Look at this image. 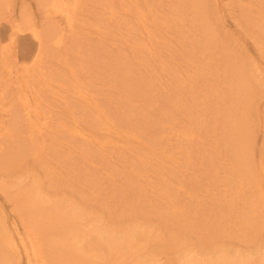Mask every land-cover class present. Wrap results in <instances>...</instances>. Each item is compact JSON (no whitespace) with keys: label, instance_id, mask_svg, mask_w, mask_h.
<instances>
[{"label":"rangeland","instance_id":"374dc122","mask_svg":"<svg viewBox=\"0 0 264 264\" xmlns=\"http://www.w3.org/2000/svg\"><path fill=\"white\" fill-rule=\"evenodd\" d=\"M37 1H5L0 19V49L23 65L34 64L37 41L17 23L25 12L42 29ZM82 1L68 50L50 51L43 78L6 77L0 133L17 138L4 140L11 154L0 162L9 220L45 213L56 231L84 235L94 255L129 237L132 254L163 264H264V214L250 218L255 194L241 191L264 170V0ZM26 90L52 107L42 156L16 112Z\"/></svg>","mask_w":264,"mask_h":264},{"label":"bare ground","instance_id":"6f19581e","mask_svg":"<svg viewBox=\"0 0 264 264\" xmlns=\"http://www.w3.org/2000/svg\"><path fill=\"white\" fill-rule=\"evenodd\" d=\"M5 1L7 5L9 4L8 0H0V19L3 18L4 14L2 12ZM40 7L45 8L43 10V27L40 29L35 22L28 18V14L25 12L22 13V26L18 22L17 27L19 32L26 33L30 32L33 35V38L37 41V48L33 58L34 64L31 66L20 64L17 59V54L12 53L11 51L4 52L6 47L3 46V49H0V99L4 97L5 91L7 90V84L5 83L6 77H17L18 79L27 80L30 82L35 76L39 75L43 78L45 73V63L48 61V56L52 49H62L65 47L67 49V40L71 34L77 32L75 23V10L78 8H83L85 2L82 0H38L37 1ZM135 5L139 3L136 1L133 2ZM110 4L102 6L100 11L103 13L108 12ZM10 8V4L7 7ZM93 8V7H92ZM92 8H87V12H90ZM138 13L141 14L143 9L140 6L136 7ZM112 12V10H109ZM10 14V13H9ZM74 15V17L72 16ZM58 17L68 21L66 27H59V23L55 21ZM145 18V17H144ZM53 19V20H52ZM141 19V23L148 30L145 19ZM17 21L16 19L13 20ZM51 21H55L50 23ZM12 24V29H13ZM95 29L91 30L92 34H97ZM13 36V37H12ZM11 40L14 39L12 35ZM150 36V35H148ZM1 45V44H0ZM152 47V45H151ZM56 49V50H57ZM152 50V49H151ZM154 51V50H153ZM152 51V52H153ZM4 52V53H3ZM6 53V55H5ZM180 75V80L188 78L184 71L181 69L177 76ZM193 77L192 74H189ZM178 82H180L178 80ZM187 84L191 82H185ZM191 88L194 87L192 83L189 85ZM217 89L211 87V92L215 95ZM31 92V93H30ZM84 99H89L87 94L81 95ZM195 100L201 98L198 96V93L194 91L192 96ZM19 104L15 106V103L10 104L12 109H16V112L19 116H22V122L24 120V125L22 126V131L27 133V136H24L25 139L33 145V149L39 156H42L46 151V142L49 139V135L52 134V131H49L48 123L52 113V107L46 108L47 104L40 101L41 95L37 92L26 90L24 95L18 97ZM241 103L245 104L246 108L251 106V100H243ZM8 105V103H7ZM3 106V107H2ZM0 109H3V114L10 115L9 106L6 107V103L2 104ZM16 107V108H15ZM22 112V113H21ZM6 116V115H5ZM11 131V130H10ZM51 137V136H50ZM193 138L192 135H190ZM10 139V143L17 141V138L9 130H5L4 134L0 133V162L5 159L8 148L4 146V140ZM51 139H53L51 137ZM84 139L91 141L90 136H84ZM242 149L238 148V151L244 152L245 148L249 145L248 138H242ZM27 142L25 143V145ZM47 147L49 148L48 144ZM248 148V147H247ZM18 153L20 148H16ZM47 152V151H46ZM11 154V152H8ZM249 166V172L256 171L254 168ZM264 170H260L257 177V183L251 184L248 179L244 182L248 183L247 187L241 186V191L246 188H249L251 195H254L252 201L249 202V207L246 208V213L250 214V218L255 216H260L264 214ZM262 176V178H260ZM249 177V173L247 174ZM244 182H240L241 185H244ZM240 190V189H239ZM239 191L238 193H240ZM246 192V191H245ZM244 193V192H243ZM7 199L9 197L7 196ZM13 207H17L16 204H13ZM34 213H20V222L21 226L16 223L15 220L10 221L9 215L6 213L2 204H0V264H91V260H94L96 264H163L158 257H141L135 256L131 252L134 249V244L132 239L128 237V241L122 238L120 241H114L115 246L112 249H109V252H104V254H92L93 252L84 246V235L79 233L69 232L62 233L54 229L55 222L54 219L48 216L47 214L40 215V212L37 214L41 216V219L37 218V215ZM49 221V224H46L45 221ZM65 238L70 239V242L63 241L64 235ZM77 242V245H74V242ZM116 242V243H115ZM118 243H122L117 244ZM131 244L133 247H131ZM130 247V248H129ZM127 248V249H125ZM91 261V262H90ZM172 261L169 262L171 264ZM189 264H209L204 261H200L195 258L194 262L191 260L184 261ZM94 263V264H95ZM177 264V262H175ZM211 264L212 263L211 261ZM217 264V263H216Z\"/></svg>","mask_w":264,"mask_h":264}]
</instances>
